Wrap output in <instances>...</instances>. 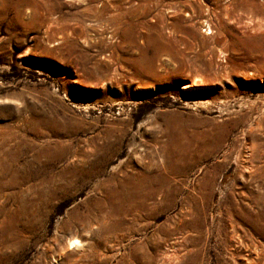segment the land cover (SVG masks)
I'll return each instance as SVG.
<instances>
[{
  "label": "rangeland",
  "instance_id": "1",
  "mask_svg": "<svg viewBox=\"0 0 264 264\" xmlns=\"http://www.w3.org/2000/svg\"><path fill=\"white\" fill-rule=\"evenodd\" d=\"M0 264H264V0H0Z\"/></svg>",
  "mask_w": 264,
  "mask_h": 264
},
{
  "label": "bare ground",
  "instance_id": "2",
  "mask_svg": "<svg viewBox=\"0 0 264 264\" xmlns=\"http://www.w3.org/2000/svg\"><path fill=\"white\" fill-rule=\"evenodd\" d=\"M186 87V86H185Z\"/></svg>",
  "mask_w": 264,
  "mask_h": 264
}]
</instances>
